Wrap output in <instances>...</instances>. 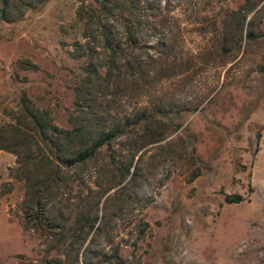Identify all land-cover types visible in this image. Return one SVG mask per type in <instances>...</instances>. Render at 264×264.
Masks as SVG:
<instances>
[{
    "label": "rangeland",
    "instance_id": "rangeland-1",
    "mask_svg": "<svg viewBox=\"0 0 264 264\" xmlns=\"http://www.w3.org/2000/svg\"><path fill=\"white\" fill-rule=\"evenodd\" d=\"M168 1L177 75L104 104L110 125L145 113L158 140L146 138L121 181L143 133L130 126L48 205L57 225L66 219L64 245L27 223L16 148L0 151V264H264V0ZM34 4L0 21V129L18 125L23 94L70 129L86 65L72 57L79 2ZM82 214L98 220L71 247Z\"/></svg>",
    "mask_w": 264,
    "mask_h": 264
},
{
    "label": "trees",
    "instance_id": "trees-1",
    "mask_svg": "<svg viewBox=\"0 0 264 264\" xmlns=\"http://www.w3.org/2000/svg\"><path fill=\"white\" fill-rule=\"evenodd\" d=\"M78 2L76 25L82 27L83 41L75 43L72 57L84 60L86 65L84 78L75 89V108L70 116L72 127L63 129L56 125L49 110L38 108L23 94L18 125L9 124L0 129V151L14 146L16 149L11 152L18 156L19 171L26 175L27 223L34 224L43 233L47 229L57 230L55 243L63 245V240L68 238L66 219L57 225L58 218L52 212L46 214L48 205L70 193L72 184L83 180L79 172L97 161L104 148H110L125 136L130 126L141 127L143 133L141 141L130 143L133 158L120 169L121 181L134 175L133 161L148 145L146 138L151 142L158 140V131L148 126L142 128L143 120H148L145 113L134 122L127 118L123 125H110L104 117L106 100L128 93L126 88L141 94L148 89L146 86L177 75L176 69L181 67L172 60L176 49L170 37L174 24L171 12L175 6L168 0ZM34 3H47V0H0V21L13 23L17 15L19 19L24 16V10H37L44 5L37 7ZM153 39H157L156 43ZM23 66L37 69L28 63ZM180 128L177 125L176 129ZM235 200L230 203L240 201ZM90 218L91 215L85 214L79 217L81 226L71 236V247L82 240L86 222L90 232L95 228L98 217ZM91 253L88 250L87 254Z\"/></svg>",
    "mask_w": 264,
    "mask_h": 264
}]
</instances>
